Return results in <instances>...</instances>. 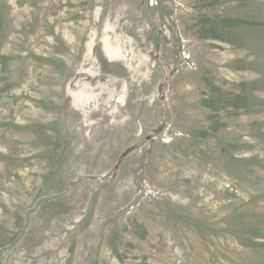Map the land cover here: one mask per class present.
Returning <instances> with one entry per match:
<instances>
[{
	"label": "rangeland",
	"instance_id": "obj_1",
	"mask_svg": "<svg viewBox=\"0 0 264 264\" xmlns=\"http://www.w3.org/2000/svg\"><path fill=\"white\" fill-rule=\"evenodd\" d=\"M0 264H264V0H0Z\"/></svg>",
	"mask_w": 264,
	"mask_h": 264
}]
</instances>
